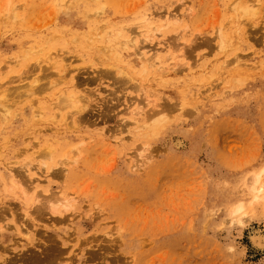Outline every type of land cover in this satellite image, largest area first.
Listing matches in <instances>:
<instances>
[{"label":"rangeland","instance_id":"obj_1","mask_svg":"<svg viewBox=\"0 0 264 264\" xmlns=\"http://www.w3.org/2000/svg\"><path fill=\"white\" fill-rule=\"evenodd\" d=\"M1 95L0 264H264V0H0Z\"/></svg>","mask_w":264,"mask_h":264},{"label":"bare ground","instance_id":"obj_2","mask_svg":"<svg viewBox=\"0 0 264 264\" xmlns=\"http://www.w3.org/2000/svg\"><path fill=\"white\" fill-rule=\"evenodd\" d=\"M247 12V15H253L252 13H254V11L253 10H251V9H247L246 10ZM170 17V16H169ZM169 17H166V19L168 20L169 19ZM145 23H148V20H146L145 21ZM125 43H128V42H125ZM124 43V44H125ZM110 49H111V47H109ZM31 53H33V51H30ZM30 52L28 53V54H30ZM149 54V53H148ZM140 63H141V65H143L144 63H145V66H147V67H149L150 69H154L156 72H159L160 71V60H159V58H158V54H152V55H147V54H145V53H141L140 54ZM119 58L117 57V60H118ZM239 62H237L236 64H238ZM111 67V66H110ZM118 68L117 66H112L111 68ZM169 71H171V70H167L166 72H169ZM125 75H123L124 77H126L127 78V74L126 73H124ZM31 88V87H30ZM37 88V87H36ZM30 90V89H29ZM34 92V91H33ZM39 92V91H38ZM31 94H33V93H31ZM5 96V95H4ZM4 99V100H6L4 97H3V95H1L0 96V99ZM65 103H66V100H65ZM67 104H68V107H70L73 111H72V113H74V114H79L81 111V105H80V103H79V101L78 100H76V99H74V97L73 96H71V97H69L68 99H67ZM0 105H1V107L4 109L3 111H2V115L3 116H0L1 117V119H6L7 118V116H8V108H5V105L4 104H2L1 103V101H0ZM141 109H134L133 110V114H134V116L136 115V116H138V115H140V113H141ZM160 125H162V124H158L157 126H160ZM163 126V125H162ZM156 129H158V128H156ZM51 149L48 147V153H44V152H42V153H39V156L43 159V160H45L46 158H48V156H50V153H51V151H50ZM19 183H20V185L21 186H18V187H20V192H19V194L21 195V196H23V198H27L28 197V192H26L24 189H23V185L26 183H24L23 182V180H21L20 179V181H18ZM15 185V184H14ZM25 186V185H24ZM10 188H12V186L10 185ZM249 189L252 191V193H256L255 195H254V201H259V200H262V198L263 197H259L258 196V194H261V193H263V188H262V186H261V184H260V177L259 176H255V177H253L252 178V180L250 181V185H249ZM37 196V195H36ZM36 200H38L37 201V205H40V206H43L44 205V207H45V209L47 210V209H50V210H52V211H56L55 209L58 207V206H64L65 207V203H67V201H66V198L65 197H62V196H59V197H51L50 199H41V200H39V198L38 197H36V198H34V201H36ZM66 201V202H65ZM49 206V208L48 207H46V206ZM67 206V205H66ZM66 209L67 208H69L68 206L67 207H65ZM243 209V206H238L237 208H235L234 209V211H233V215H236V214H238L241 210ZM65 210V209H64ZM49 211V210H48ZM252 241H253V243L255 244V245H257V246H261L262 244H264V237L263 236H254L253 238H252Z\"/></svg>","mask_w":264,"mask_h":264}]
</instances>
